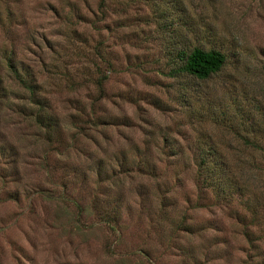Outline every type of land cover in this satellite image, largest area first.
<instances>
[{
    "label": "rangeland",
    "instance_id": "1",
    "mask_svg": "<svg viewBox=\"0 0 264 264\" xmlns=\"http://www.w3.org/2000/svg\"><path fill=\"white\" fill-rule=\"evenodd\" d=\"M98 3L0 0V264H262L264 0ZM195 45L222 68L179 70Z\"/></svg>",
    "mask_w": 264,
    "mask_h": 264
},
{
    "label": "trees",
    "instance_id": "2",
    "mask_svg": "<svg viewBox=\"0 0 264 264\" xmlns=\"http://www.w3.org/2000/svg\"><path fill=\"white\" fill-rule=\"evenodd\" d=\"M105 0H99L98 7L102 9L104 6ZM184 53V52H183ZM11 61V59H9ZM226 60V55L219 49L210 48L205 49L201 46H193L190 48L187 53H184V59L183 64L179 66V70L184 71L194 77L197 78H207L211 76L212 74L219 71L222 66L224 65ZM9 66L11 67L12 71L16 74L19 81L29 90L30 98L39 105V108L35 112L36 120L39 123H42L44 125H55L54 117L46 112H43V108L47 105L46 101L44 99H41L38 97L37 94V83L31 79L29 72H25L26 76L23 77L20 74L19 69L16 68V66L13 64V62H9ZM98 84H101L100 81H97ZM254 131H257L254 129ZM259 132V131H257ZM253 146V150H259L264 153V146L257 144L256 142H250ZM227 155L221 151V150H211L201 148L200 153L198 155L199 161L197 163L198 165V172L199 175L202 176V180L204 182H208L209 184H212L213 186H216V183L219 184L221 182L226 183L225 189L232 192V190H239L241 189V192H244V184L243 186L235 185L234 184V176L237 173L238 168H246L244 165H239L234 172L233 171V164L225 159H220L221 157H226ZM249 166H254L252 163ZM248 166V167H249ZM258 175V174H256ZM224 189V190H225ZM246 191L251 192V188L247 186ZM240 192V193H241ZM232 194V193H230ZM254 194V192H253ZM251 202L258 201V199H249ZM249 202V201H248ZM116 213H113L115 215ZM255 215V214H254ZM257 215L253 217L252 222L256 223L255 218ZM248 234V232L246 231ZM250 238V237H249ZM251 239V238H250ZM259 247V246H258ZM262 255V261L264 264V257Z\"/></svg>",
    "mask_w": 264,
    "mask_h": 264
}]
</instances>
